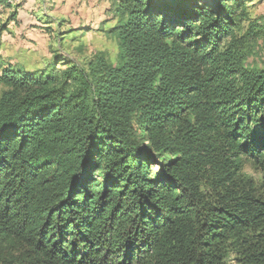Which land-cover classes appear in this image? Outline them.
I'll list each match as a JSON object with an SVG mask.
<instances>
[{"label": "trees", "instance_id": "trees-1", "mask_svg": "<svg viewBox=\"0 0 264 264\" xmlns=\"http://www.w3.org/2000/svg\"><path fill=\"white\" fill-rule=\"evenodd\" d=\"M245 12L121 0L114 60L2 68L0 264H264V61L244 62L264 22L236 37Z\"/></svg>", "mask_w": 264, "mask_h": 264}, {"label": "rangeland", "instance_id": "rangeland-1", "mask_svg": "<svg viewBox=\"0 0 264 264\" xmlns=\"http://www.w3.org/2000/svg\"><path fill=\"white\" fill-rule=\"evenodd\" d=\"M7 1L11 6L0 2V72L11 64L32 72H62L70 61L82 66L102 52L109 60L116 58L118 40L110 31L121 0ZM236 17V37H244L251 22H264V0H246L245 14ZM250 44L246 67H263L264 39ZM5 89L0 84V96ZM246 163L254 175L244 176L260 182L261 170L252 161ZM227 260L235 263V256L229 254Z\"/></svg>", "mask_w": 264, "mask_h": 264}, {"label": "clouds", "instance_id": "clouds-1", "mask_svg": "<svg viewBox=\"0 0 264 264\" xmlns=\"http://www.w3.org/2000/svg\"><path fill=\"white\" fill-rule=\"evenodd\" d=\"M241 174L245 175V176L254 175L251 171L250 165L247 163L241 168ZM233 264H234V262H233Z\"/></svg>", "mask_w": 264, "mask_h": 264}]
</instances>
